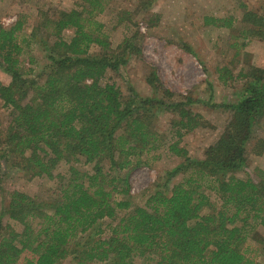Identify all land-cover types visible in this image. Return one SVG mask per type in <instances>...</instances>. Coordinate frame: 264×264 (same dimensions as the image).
I'll return each mask as SVG.
<instances>
[{"label": "trees", "instance_id": "1", "mask_svg": "<svg viewBox=\"0 0 264 264\" xmlns=\"http://www.w3.org/2000/svg\"><path fill=\"white\" fill-rule=\"evenodd\" d=\"M82 1L80 9L40 11L37 24L21 38V15L9 28L0 24V68L10 77L0 83L8 115L0 129V169L9 164L29 178L52 180L59 162L69 164V175L57 181V193L48 199L0 188L2 213L23 225L17 232L3 225L0 214V264H58L68 256L70 264H136L135 256L147 264H264L243 249L248 236L264 242L257 232L245 230L250 219L264 227V175L260 182L235 176L264 118V69L244 72L247 82L239 99L220 105L230 112L222 132L202 158L192 159L179 143L184 132L206 124L190 109L195 102L167 101L172 93L158 87L154 72L146 82L155 96L134 90L123 96L114 84L100 85L106 70L125 65L137 50L138 33L110 50L93 15L95 8L102 10V0ZM242 23L248 35L264 39V16L245 11ZM65 30H73L67 40ZM32 44L39 46L46 65L30 76L21 58ZM92 45L100 47L97 55L90 54ZM160 110L171 115L166 130L157 124ZM162 148L180 158L165 174L164 185L177 178L171 187L157 189L144 207L130 209L128 200H116L113 193H128V184L123 178L118 189L111 173L148 165ZM263 149L258 138L254 153ZM80 158L91 165V173L71 164ZM204 188L216 194L218 208ZM202 208L209 212L202 214ZM119 211L123 216L117 217ZM105 218L118 219L108 236H99V229L87 233Z\"/></svg>", "mask_w": 264, "mask_h": 264}, {"label": "rangeland", "instance_id": "2", "mask_svg": "<svg viewBox=\"0 0 264 264\" xmlns=\"http://www.w3.org/2000/svg\"><path fill=\"white\" fill-rule=\"evenodd\" d=\"M82 3V0H0V24L9 28L21 15L24 18L21 38L37 24L40 11H70L80 9ZM245 11L263 17L264 0H102V10L95 8L93 15L94 20L103 25L110 50L134 33L138 35L135 40L137 50L132 52L125 65L117 70H106L100 85L114 84L123 96L131 90L141 96H155V91L146 82V77L154 72L159 81L158 87L172 93L167 101L191 99L195 102L189 107L206 124L184 132L179 146L187 151L190 158H202L206 147L217 139L230 118L229 109L220 105L232 104L239 99L247 82L243 74L250 67L264 69V39L248 35L242 23ZM72 32L65 30L63 37L69 39ZM99 50V46L92 45L90 54L97 55ZM30 57L35 60L34 64L29 62ZM21 59L26 75H37L45 69L46 59L38 45L32 44ZM9 81L10 77L0 68V83L7 84ZM157 115L158 126L166 130L170 113L160 110ZM7 121V111L0 101V129L6 126ZM258 138L264 140V118L256 124L253 138L247 145L244 168L235 173L239 179L250 178L260 182L261 175H264V149L260 154L254 153ZM155 153L159 157L150 159L148 165L129 166L118 173H111L118 178V189L126 178L128 193L114 192L113 197L118 201L128 200L130 209L144 207L147 198L157 189L165 190L177 180L172 179L164 185L165 174L180 162V158L163 148ZM71 164L81 171L92 172L91 165L82 158ZM8 165H2L0 169L3 173L0 174V188L4 193L18 190L38 201L57 193V181L69 175V164L64 161L53 170L57 177L52 180L44 176L29 178L22 169ZM202 190L218 208L220 201L216 194L206 188ZM1 203L3 225L21 232L23 225L3 214ZM124 212L119 211L117 217L123 216ZM208 212V208L201 210L202 214ZM117 223L118 219H101L87 233L93 235L99 229V236L106 237L110 227ZM248 225H245V230L249 229V234L250 230L257 232L264 241V227L253 219L248 221ZM243 245L247 257L264 263V242L248 236ZM134 261L136 264H147L143 258L136 256ZM70 262L71 257L68 256L58 264Z\"/></svg>", "mask_w": 264, "mask_h": 264}]
</instances>
